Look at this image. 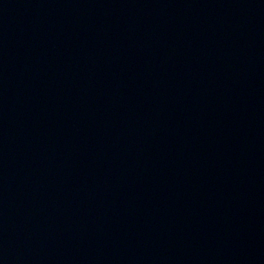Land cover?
Segmentation results:
<instances>
[{"label":"water","instance_id":"95a60500","mask_svg":"<svg viewBox=\"0 0 264 264\" xmlns=\"http://www.w3.org/2000/svg\"><path fill=\"white\" fill-rule=\"evenodd\" d=\"M0 264H264V0H0Z\"/></svg>","mask_w":264,"mask_h":264}]
</instances>
